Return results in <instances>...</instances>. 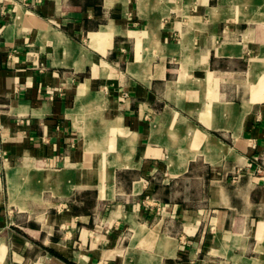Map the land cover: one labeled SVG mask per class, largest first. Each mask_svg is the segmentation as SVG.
<instances>
[{
  "label": "crops",
  "instance_id": "obj_1",
  "mask_svg": "<svg viewBox=\"0 0 264 264\" xmlns=\"http://www.w3.org/2000/svg\"><path fill=\"white\" fill-rule=\"evenodd\" d=\"M0 137V264H264V0H0Z\"/></svg>",
  "mask_w": 264,
  "mask_h": 264
},
{
  "label": "built area",
  "instance_id": "obj_2",
  "mask_svg": "<svg viewBox=\"0 0 264 264\" xmlns=\"http://www.w3.org/2000/svg\"><path fill=\"white\" fill-rule=\"evenodd\" d=\"M1 141H2V138L0 137V143H1Z\"/></svg>",
  "mask_w": 264,
  "mask_h": 264
},
{
  "label": "trees",
  "instance_id": "obj_3",
  "mask_svg": "<svg viewBox=\"0 0 264 264\" xmlns=\"http://www.w3.org/2000/svg\"><path fill=\"white\" fill-rule=\"evenodd\" d=\"M89 201V203L91 202V200H88Z\"/></svg>",
  "mask_w": 264,
  "mask_h": 264
}]
</instances>
